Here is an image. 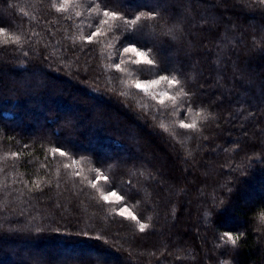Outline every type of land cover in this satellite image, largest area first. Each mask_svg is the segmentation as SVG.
Listing matches in <instances>:
<instances>
[{
    "label": "trees",
    "instance_id": "1",
    "mask_svg": "<svg viewBox=\"0 0 264 264\" xmlns=\"http://www.w3.org/2000/svg\"><path fill=\"white\" fill-rule=\"evenodd\" d=\"M60 1L0 0V264H264V4L68 6L155 16L103 33ZM161 75L174 106L138 98Z\"/></svg>",
    "mask_w": 264,
    "mask_h": 264
},
{
    "label": "snow or ice",
    "instance_id": "2",
    "mask_svg": "<svg viewBox=\"0 0 264 264\" xmlns=\"http://www.w3.org/2000/svg\"><path fill=\"white\" fill-rule=\"evenodd\" d=\"M69 2V0H63V3L64 4H67ZM259 2L261 4H264V0H259ZM58 12H63L65 11V8L62 6L58 7L56 9ZM103 16L112 20V21H116V20H119V19H123V22L125 24H131L133 26L137 25V23L141 20L142 17H147L148 19H154L155 16L152 14V13H147V12H140L139 15H136L134 19L130 18V17H127V16H124L122 17L120 13L116 12V11H109V10H103ZM108 21L107 20H104V21H101V23H107ZM3 32V29L0 28V33ZM99 35V32L98 31H94L91 33V35L88 37V40L91 41L93 37H96ZM19 39V37H17V40ZM125 40L126 42L128 43V46L126 47H123V52L126 53V54H131L132 57H134L135 59L132 61L133 63H135L136 65H154L156 63V60L155 58H152L150 59L149 58V53L148 52H145V51H142L140 50L139 47L136 46L135 42L131 40V37L130 36H126L125 37ZM116 68L118 69L120 67L119 64H116L115 65ZM161 81H166L168 83V85L170 86H175L176 84L179 83V81L176 79L175 76H173L171 79L166 76V75H161L159 77V80H154V81H151L150 82V85H157L159 84ZM148 84H145V83H140L138 82L135 87L137 89H145L147 86H150ZM185 95H187V93H185ZM161 104L164 103L163 100L160 101ZM197 115H199V113H197ZM180 127L181 128H185V129H194L196 127L195 125V122L191 123V124H188V123H184L183 120L181 121L180 123ZM52 151L55 153V152H59L60 156H64L65 155V152L63 151H60L59 148L57 147H54L52 149ZM99 179V177H97V180ZM104 180L107 181L108 180V177L105 176L104 177ZM93 187H96V184L93 183L92 184ZM37 187H39V184H37ZM114 198L117 202L119 201H122L124 199V197L122 195H118L116 192L114 191H110L109 190V193L108 195H104L102 196V199L105 200V201H108L109 198ZM125 212H127V209H121L120 211V215H124ZM128 216L131 217L132 220H135L137 221V223H139V221L137 220V217L132 215L130 212L127 213ZM262 219H264V217H262ZM140 227V231L143 232L144 229L147 227V225L145 224H140L139 225ZM223 236L226 237V241L227 242H230L232 245H236L237 244V241L240 239L239 236H233L232 234H230V232L228 231H225L223 233Z\"/></svg>",
    "mask_w": 264,
    "mask_h": 264
},
{
    "label": "rangeland",
    "instance_id": "3",
    "mask_svg": "<svg viewBox=\"0 0 264 264\" xmlns=\"http://www.w3.org/2000/svg\"><path fill=\"white\" fill-rule=\"evenodd\" d=\"M81 2V0H69V2L67 4H64L63 3V0H61L60 2H56V5L57 7H60L63 5V7L65 8V10H72V13H74V16L76 18H81V21L82 22H87V23H91L95 28H96V23H98L99 25V31L101 28L102 29V32L105 33V31L108 29V23H101V21H104V16H101L98 21L96 22H91V21H87L86 18L84 17V13H86V11H84L83 9L81 8H77L75 6H70L68 7L69 5L71 4H79ZM87 10V8L85 9ZM105 20L108 21V18L105 17ZM91 28L95 29L94 27L90 26ZM105 29V30H104ZM108 50L109 51H113V46H110L108 47ZM126 54V53H125ZM128 57H130L132 60H134L135 58L131 56V54H126ZM159 80V79H157ZM154 81V80H152ZM140 82V83H145V84H148L150 85V82L149 80H146V81H135V85ZM177 87V84L173 87V86H170L168 85V83L166 81H161L159 84L157 85H150V86H147L145 89L141 90V89H137L136 87V91L138 92V98H145V99H150L152 101L150 102H157V103H160L161 100L164 101V104L165 105H172L174 106V104L177 103L178 99L180 98L181 96V92L178 90V88L176 89ZM104 195H108V193L106 194H103ZM107 202H111V203H115L116 205L120 204L121 205V201L117 202L114 198H109V200ZM121 209H125L123 206H120V208H118V213H120ZM127 212H125L124 216L125 217H130L128 216V212H130L132 214V212L130 211V209L127 207ZM133 215V214H132ZM131 218V217H130Z\"/></svg>",
    "mask_w": 264,
    "mask_h": 264
}]
</instances>
